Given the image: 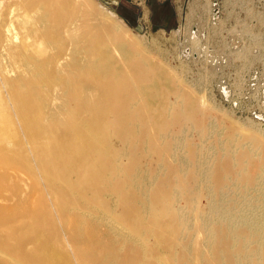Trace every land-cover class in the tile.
I'll use <instances>...</instances> for the list:
<instances>
[{"label":"bare ground","instance_id":"bare-ground-1","mask_svg":"<svg viewBox=\"0 0 264 264\" xmlns=\"http://www.w3.org/2000/svg\"><path fill=\"white\" fill-rule=\"evenodd\" d=\"M212 120L83 0H11L0 264H264V134L229 122L210 158Z\"/></svg>","mask_w":264,"mask_h":264},{"label":"rangeland","instance_id":"rangeland-1","mask_svg":"<svg viewBox=\"0 0 264 264\" xmlns=\"http://www.w3.org/2000/svg\"><path fill=\"white\" fill-rule=\"evenodd\" d=\"M83 1L212 108L214 128L205 142L210 158L213 135L222 142L229 122L264 134V0H220L215 21L208 17L210 0ZM10 2L0 0V9Z\"/></svg>","mask_w":264,"mask_h":264},{"label":"built area","instance_id":"built-area-1","mask_svg":"<svg viewBox=\"0 0 264 264\" xmlns=\"http://www.w3.org/2000/svg\"><path fill=\"white\" fill-rule=\"evenodd\" d=\"M221 12L220 0H210L208 17L211 21H215Z\"/></svg>","mask_w":264,"mask_h":264},{"label":"crops","instance_id":"crops-1","mask_svg":"<svg viewBox=\"0 0 264 264\" xmlns=\"http://www.w3.org/2000/svg\"><path fill=\"white\" fill-rule=\"evenodd\" d=\"M110 2L113 3V4L116 6V5H118L119 0H110ZM139 3H140V2H139ZM139 3H137V5H139ZM137 8H138V7H137ZM125 15H127V18L129 17V16H128L129 13H124V15H123L124 18H126Z\"/></svg>","mask_w":264,"mask_h":264}]
</instances>
